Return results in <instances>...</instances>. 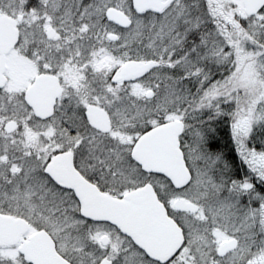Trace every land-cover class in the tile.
<instances>
[{
    "label": "snow or ice",
    "instance_id": "obj_1",
    "mask_svg": "<svg viewBox=\"0 0 264 264\" xmlns=\"http://www.w3.org/2000/svg\"><path fill=\"white\" fill-rule=\"evenodd\" d=\"M256 140L264 0H0V264H264Z\"/></svg>",
    "mask_w": 264,
    "mask_h": 264
},
{
    "label": "flooded vegetation",
    "instance_id": "obj_2",
    "mask_svg": "<svg viewBox=\"0 0 264 264\" xmlns=\"http://www.w3.org/2000/svg\"><path fill=\"white\" fill-rule=\"evenodd\" d=\"M230 121H224L221 122L220 127V134L219 138L211 141V147H213V150L219 151V153L226 157L231 164H235L238 159H240L239 152L237 151L236 144L232 139V136L227 135L226 132H228L226 129H228L231 125V123L228 125ZM226 131V132H225Z\"/></svg>",
    "mask_w": 264,
    "mask_h": 264
},
{
    "label": "rangeland",
    "instance_id": "obj_3",
    "mask_svg": "<svg viewBox=\"0 0 264 264\" xmlns=\"http://www.w3.org/2000/svg\"><path fill=\"white\" fill-rule=\"evenodd\" d=\"M231 122L228 123V125L230 124ZM221 125V122H214L210 125V128H211V131L209 133V145H210V149L214 152H218L219 151H215L213 150V147H211V141L219 138V134H220V126ZM228 132L227 135L229 134V136H232V133H231V126L226 129ZM251 147L255 148L257 151H260V150H264V143L260 142L259 140H256V141H253L250 145ZM222 154V153H221ZM239 154V153H238ZM240 155V154H239ZM224 157V156H223ZM240 159H238L239 161H237L235 164H231L230 161L224 157V159L226 160V162L229 164L231 170L233 172H235L236 170H239L240 174L241 175H244L247 171H248V166L247 164H245L241 158V156L239 157Z\"/></svg>",
    "mask_w": 264,
    "mask_h": 264
}]
</instances>
